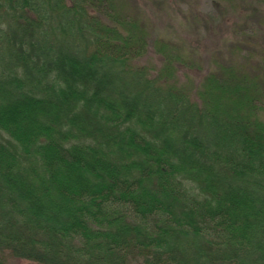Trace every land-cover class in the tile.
<instances>
[{"label": "trees", "instance_id": "obj_1", "mask_svg": "<svg viewBox=\"0 0 264 264\" xmlns=\"http://www.w3.org/2000/svg\"><path fill=\"white\" fill-rule=\"evenodd\" d=\"M127 4L0 0V264H264V51L195 83Z\"/></svg>", "mask_w": 264, "mask_h": 264}, {"label": "rangeland", "instance_id": "obj_2", "mask_svg": "<svg viewBox=\"0 0 264 264\" xmlns=\"http://www.w3.org/2000/svg\"><path fill=\"white\" fill-rule=\"evenodd\" d=\"M127 2L128 12L146 22L154 37L176 44L202 65V72L186 71L195 83H200L206 73L216 69L217 63L243 59L248 50L264 51V0L249 5L236 1L233 8H227L223 0ZM134 5L140 11L134 10ZM235 45H242L244 52L236 50ZM150 58L157 62L153 52Z\"/></svg>", "mask_w": 264, "mask_h": 264}]
</instances>
